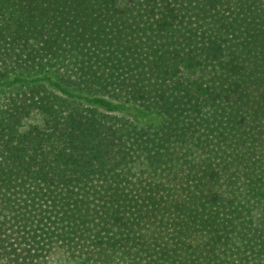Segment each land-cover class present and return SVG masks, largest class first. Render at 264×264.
I'll return each mask as SVG.
<instances>
[{
    "label": "trees",
    "instance_id": "trees-1",
    "mask_svg": "<svg viewBox=\"0 0 264 264\" xmlns=\"http://www.w3.org/2000/svg\"><path fill=\"white\" fill-rule=\"evenodd\" d=\"M0 264H264V0H0Z\"/></svg>",
    "mask_w": 264,
    "mask_h": 264
}]
</instances>
